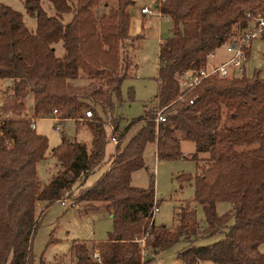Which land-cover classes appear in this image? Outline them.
<instances>
[{"label":"trees","instance_id":"16d2710c","mask_svg":"<svg viewBox=\"0 0 264 264\" xmlns=\"http://www.w3.org/2000/svg\"><path fill=\"white\" fill-rule=\"evenodd\" d=\"M42 1L52 6L54 16ZM21 2L36 20L35 31L26 27L22 14L0 4V80L11 83L0 104V264H33L40 217L65 200L84 213L105 209L112 219L106 240L90 247L72 243L74 264H151L179 242L185 244L176 255L182 264H264V78L243 71L233 78L210 77L190 91L180 89V79L204 69L209 54L249 33L255 23L248 15L263 14L264 0H158L155 8L172 25L158 46L154 98L165 120L156 122L155 112L145 109L122 130L115 101L137 69L130 49L141 39L129 34L134 1ZM67 14L71 19L64 23ZM59 42L61 57L53 48ZM244 50L247 59L249 47ZM82 78L85 83L78 85ZM28 93L32 118L23 115ZM86 110L92 118H84ZM53 111L60 122L84 125L91 148L63 136L50 153L59 170L41 185L36 167L46 159L48 140L36 132L35 120ZM136 126L139 130L127 140ZM110 138L117 144L109 167L87 187L88 177L105 164ZM183 141L194 145L198 173L177 180L193 183L192 203L201 207L204 223L185 204L175 209V226L169 229L154 223L153 187L136 188L131 177L144 167L148 144L155 145L158 161H173L186 158ZM218 203H228L230 210L218 215ZM220 235L214 244L195 246L199 238Z\"/></svg>","mask_w":264,"mask_h":264},{"label":"rangeland","instance_id":"374dc122","mask_svg":"<svg viewBox=\"0 0 264 264\" xmlns=\"http://www.w3.org/2000/svg\"><path fill=\"white\" fill-rule=\"evenodd\" d=\"M134 6L129 10L131 14L130 34L133 37H141L130 49V58L137 66L130 77L122 84L120 97L116 100L114 115L120 119L119 129L122 130L132 120L140 117L145 109H155L154 98L158 91L156 77L158 75V46L159 40L170 35L171 23L161 18L156 13L142 17L140 9L150 8L154 11L157 0H133ZM0 4L10 7L23 15V21L30 31H35L36 20L25 13L21 0H0ZM42 7L49 16H54V10L47 1H42ZM71 15L63 16V22L68 23ZM249 47V56L245 62V75L252 77L259 73L264 78V34L252 40ZM57 57L63 55L62 44L59 42L53 46ZM224 51L220 49L219 51ZM85 83L82 78L78 85ZM8 80H0V104L1 93L10 87ZM130 91L133 96L131 97ZM130 97V98H129ZM27 118L33 116V96L28 93L23 101ZM161 111V110H160ZM58 118V117H57ZM111 128V122H107ZM36 132L48 140L46 159L37 164V176L41 185H46L51 177L57 173L59 166L55 159L50 157L51 151L60 143L62 137L77 141L91 148V136L87 128L74 120L56 122L52 119L41 118L35 120ZM139 126L132 128L127 136L129 140L139 130ZM116 145L111 141L105 148V164L86 180L87 187L92 186L99 177L108 169L110 157L114 155ZM181 152L186 158L173 161H158L155 154V145L150 143L144 151V167L132 174L131 185L139 189L153 187L157 212L154 214L155 225H163L173 229L175 226V209L189 204L196 213L197 220L204 223L201 207L192 203L194 197L193 183H184L177 180L178 176H194L198 173L196 162L192 160L194 145L190 142L181 143ZM204 158V155L200 156ZM65 206L61 203L53 204L42 217L40 211L44 205L37 206L36 215L41 221L32 242L33 264H74L72 256V243L83 242L90 247L94 242L106 240L107 234L112 230L111 214L105 209L84 213L78 206L70 208V200H65ZM72 203V202H71ZM228 203H218L216 212L223 215L230 210ZM232 221L229 223L232 225ZM223 236L211 238H199L195 246L203 247L214 244ZM185 244L179 242L166 252L155 257L151 264H182L177 260V253ZM264 255V245L260 247ZM198 264H212L200 262Z\"/></svg>","mask_w":264,"mask_h":264},{"label":"built area","instance_id":"2783aa9c","mask_svg":"<svg viewBox=\"0 0 264 264\" xmlns=\"http://www.w3.org/2000/svg\"><path fill=\"white\" fill-rule=\"evenodd\" d=\"M142 15H153L154 11L149 8L141 9ZM248 18L254 20L255 26L249 31V33L242 38H236L233 42L229 43L224 47V51L227 54L228 58L221 64H215V53H211L207 57L206 66L204 69L200 70L197 73H191L184 75L180 79V89L183 92L190 91L193 88L197 87L202 81L217 76L220 78H233L238 77L242 74L245 67L246 56H245V47H247L250 42L256 38L261 37L264 34V13L258 14L256 17H252L250 14ZM156 116V122H164L162 116V110L154 111ZM56 122H60L57 118V112L53 111L52 114L47 117ZM85 119L92 118V113L89 110H86L84 113ZM34 127V126H33ZM110 141L113 144H117L115 138H110ZM62 206H65L66 202H60ZM70 208L74 207V204L70 202ZM157 212L155 209L154 214ZM96 257V256H95Z\"/></svg>","mask_w":264,"mask_h":264},{"label":"crops","instance_id":"0c3cea01","mask_svg":"<svg viewBox=\"0 0 264 264\" xmlns=\"http://www.w3.org/2000/svg\"><path fill=\"white\" fill-rule=\"evenodd\" d=\"M158 1V0H157ZM156 1V2H157ZM156 2H155V4H154V14L156 13L158 16H160L161 18H164V17H162L160 14H159V12H158V10L155 8V5H156ZM144 8V7H143ZM150 9V8H149ZM151 10V9H150ZM140 14H141V16L142 17H149V16H144V15H142V13H141V9H140ZM166 19V18H165ZM131 26V25H130ZM129 34H130V30H129ZM131 35V34H130ZM132 36V35H131ZM161 40L162 39H160L159 40V43L161 42ZM228 58V56H227V54L225 53V51H217L216 53H215V59H214V62H215V64H221V63H223L226 59ZM244 72H245V67H244ZM35 130H36V126H35Z\"/></svg>","mask_w":264,"mask_h":264}]
</instances>
